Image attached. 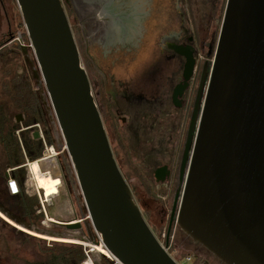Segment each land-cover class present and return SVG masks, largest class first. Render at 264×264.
<instances>
[{
	"label": "water",
	"instance_id": "1",
	"mask_svg": "<svg viewBox=\"0 0 264 264\" xmlns=\"http://www.w3.org/2000/svg\"><path fill=\"white\" fill-rule=\"evenodd\" d=\"M16 1L88 213L50 222L65 229L63 237L81 230L87 217L98 241L83 240L101 244L119 264H178L116 161L63 0ZM192 68L188 59L185 79ZM181 181L174 216L192 242L223 264H264V0H227L213 66L192 114ZM17 223L56 240L52 231Z\"/></svg>",
	"mask_w": 264,
	"mask_h": 264
},
{
	"label": "flooded vegetation",
	"instance_id": "2",
	"mask_svg": "<svg viewBox=\"0 0 264 264\" xmlns=\"http://www.w3.org/2000/svg\"><path fill=\"white\" fill-rule=\"evenodd\" d=\"M67 1L65 2L68 3ZM172 1L159 0L158 20L149 27L147 22L151 17L152 0H132L134 14L118 7L120 4L112 7L109 5L110 1L104 0L103 5L110 12L108 15L112 20L109 24H113L117 29V33L113 34L117 35L120 32V36H115L118 37L115 41L129 42L128 47L114 49L104 47L105 56L111 51L113 57V61L105 63L110 71L98 63L94 53L90 55L91 46H85V53L94 59L95 68L98 69L97 73L101 79L96 78L93 93L95 92L94 96L105 129L107 126L113 134L112 150L116 161L120 169L128 167L130 181L136 179L137 183L132 182V185H129L147 223L156 236L164 229L169 244L172 242V231L178 226L174 211L178 209L176 201L179 202L177 197L182 188V162L189 126L202 77H207L211 72L219 38L218 35L216 42V32L211 26H208L204 33H200L197 30L198 26L195 25V29L193 21L188 19L185 9L181 8V1L175 0L173 3ZM217 4L219 0L211 1V22ZM104 27L107 28L108 25ZM4 36L6 34H0V52L8 47L9 42L4 43ZM134 40L135 43H130ZM20 53L25 54L22 46ZM188 59L193 61V68L189 78L185 79ZM36 73L35 75H38ZM35 75L28 76L32 80L33 90L39 93L41 101L46 106L48 126L51 129L52 111L49 110L50 106L47 105L39 84L33 83ZM10 102L9 105L0 102L9 117L12 115L9 110L19 112L13 106L11 98ZM13 119L23 125L24 115L19 112ZM118 119L119 126L116 123ZM34 126L38 128L36 131L40 132L39 138H42L49 147L44 139L42 125L38 123ZM26 129L22 127L15 133L20 136L21 131ZM120 129L127 135V145L119 135ZM132 153L141 154L142 171L130 162ZM20 230L27 231L23 227ZM162 234L158 236L161 237ZM31 236L46 241L45 237ZM76 241L77 239L74 240ZM94 247L93 251L102 253L100 246ZM86 261L92 264L91 259Z\"/></svg>",
	"mask_w": 264,
	"mask_h": 264
},
{
	"label": "rangeland",
	"instance_id": "3",
	"mask_svg": "<svg viewBox=\"0 0 264 264\" xmlns=\"http://www.w3.org/2000/svg\"><path fill=\"white\" fill-rule=\"evenodd\" d=\"M107 1H110L109 5L112 7L116 4H120V6L118 7L124 8L125 10L127 9V11H131L133 14L135 13V11L133 12L134 9L131 5V3L133 4L132 0ZM174 1L175 0H173L172 3ZM180 1L179 3L181 8L183 7L185 9L188 19L193 21L195 29V25H197V30H199L200 33H204L207 30L208 26H211L212 29H214L216 32L217 42L226 0H219V4H217L215 8V15H213L212 22L210 20L212 18L210 14V11L212 9V0ZM63 2L76 42L80 49L82 64L88 72L90 81L94 89L96 78H100L97 73L98 69L95 68L94 59L90 57L88 53H85V46H91V48L89 49L90 55L94 53L98 59V63H100L104 69H107L105 63L113 61V57L111 55V51L110 53L106 54L107 56H105V54L103 53V49H105L104 47H110L112 49L122 46L128 47L129 42L115 41V39L118 38L115 36L119 35L120 32H118L117 35L113 34L117 33V29L113 24H109L110 21H112L111 17H109L108 15L109 11H106L104 13V9L102 8L104 0H68V3L63 0ZM159 4V0H152L150 7L151 17L150 19H148L149 22H147V25L149 27L155 20H158L157 15L160 11ZM98 13H100L99 15L103 13L102 17L100 16V19L97 17ZM107 25L108 27L105 28L104 26ZM10 33L12 34L13 39L7 44V46H15L16 51L7 54L9 60L0 61V102L7 103L8 105L11 103L9 95L3 93V90L1 89V83L3 81L9 80L11 76L17 72L25 73L29 76H32L33 74L35 75V72H37L38 75H35L36 77L35 79H33V83L39 84V89L41 90V93L44 94L47 105L50 106L49 110L50 112L52 111L51 131L54 132L56 145L54 147H50V145H48L49 147H47L45 145L44 154L43 157L40 158V160L42 159L41 166L43 170L52 171L54 175H59L62 179V184L59 187V192L55 195L50 196L48 200L45 197L44 199H42L41 191H39L34 185L29 184L30 170L28 166L27 177L25 180L26 192L31 196H36L40 202L41 211L43 212L42 225H44L45 227L41 230L45 231L44 234H47V230L52 231L53 233H55L56 240L58 239L61 241H71L70 243L81 245L86 258L78 264H84L88 257L92 259L93 264H110L105 261L104 257L109 259L112 262L111 264H119L115 262L114 258L101 244L90 243V245L94 244L100 246L102 248V253L93 251L92 248H95L94 245H91L89 247L82 243L83 238H89L90 236H93V239L98 241V235L94 231L92 223L89 219H87V217L82 222L81 230L67 231L68 233H65L66 235H64L63 237H61L59 234L61 231L65 232V229H63V227H53V225H50V223H52L50 221H75L79 218L87 216L88 213L85 208L75 171L65 149L64 139L62 137L61 131L59 130L56 117L53 114L54 112L51 108V101L47 94L43 79L40 75L33 48L30 47V41L20 8L16 0H0V34H6L4 38L7 39V37L10 36ZM79 34L83 38V45L79 44L78 42ZM135 42L136 41L134 40L130 43ZM16 46H22L25 54L21 55V48H17ZM120 51H122V49H120ZM108 70L109 69H107V71ZM6 71H10V73L8 74L6 73ZM35 88H37V85H35ZM10 112L12 114L10 115L12 118L19 114V112L14 110L12 111V109L11 111L9 110V113ZM119 122L120 121L118 119V121L116 122L118 126ZM106 131L110 140L111 147L113 149V134L109 130V128H107V126ZM119 135L122 138L123 142L127 145V135L124 133V130L120 129ZM27 162L28 160L26 157V163ZM130 162L142 171L141 167L143 168V162L141 159V154L137 155L136 153H132V156L130 155ZM10 168V166H5V161L2 154L0 153V202L3 204L5 209L8 210L4 213L0 209V264H43L47 257H67L65 256L66 253L64 249L67 247V245L70 244L51 242L48 241V238L46 239V241L41 240L32 237V234H26V232L20 230L23 225H20V223L17 222L19 220L20 222H27L24 217L22 205L19 202H13L6 198V193L9 192V190L7 187V178L2 173V171L9 173L8 171L10 170ZM121 170L129 184H131L132 182L137 183L135 178L130 181V176L128 177L129 171L127 166L125 168L121 167ZM12 173L13 172H10V174ZM48 217L53 219L49 220ZM163 232H165L164 229L161 233ZM161 233L159 232L157 234L159 235ZM171 238L172 253L181 258V264H223L203 246L193 243L190 237L187 236L180 229V227L177 226L172 231ZM75 239H77L76 242L80 241V243L74 242ZM185 256H192V260L187 261L185 259ZM72 259L74 260V262L77 261V255L72 256Z\"/></svg>",
	"mask_w": 264,
	"mask_h": 264
},
{
	"label": "trees",
	"instance_id": "4",
	"mask_svg": "<svg viewBox=\"0 0 264 264\" xmlns=\"http://www.w3.org/2000/svg\"><path fill=\"white\" fill-rule=\"evenodd\" d=\"M11 38L12 36H8L7 39L4 40V43L7 44L10 42ZM78 39L79 44L83 45V38L80 34ZM16 47L21 48V46ZM14 51L15 49L5 47V49L0 52V61L9 60L7 54ZM6 73L9 74L10 71H6ZM1 89L3 93L9 95L13 106L24 115L22 126L15 119L6 114L4 105L0 103V153L5 161V166L13 168L12 175L16 177L20 185V192L18 194L12 195L7 192L6 198L13 202H19L22 205L24 217L29 225L44 229L45 227L42 225L43 212L41 211L39 199L26 192V157L31 160L28 163L30 170L29 184L34 185L41 191L42 199L45 197L48 200L50 196L59 192L62 179L59 175H54L52 171L43 170L41 166L42 159L40 160V158L43 157L45 143L42 138L37 139L34 137V133L38 129L34 125L38 123L42 125L44 139L50 146L56 145L54 132L51 131L48 126L46 106L41 101L39 93L33 90L32 80L28 75L24 73L13 74L9 80L1 83ZM22 127L27 129L21 131L20 136H18L15 131L20 130ZM2 173L6 176L5 171H2ZM0 209L4 213L8 211L1 202ZM48 218L49 220L53 219L50 217ZM50 225H53V227H61V225L54 223H50ZM55 242L70 244L64 249L66 253L65 256L67 257H47L43 264H78L85 260L86 257L81 245L70 242ZM82 243L89 247L91 246L89 243L85 242V240H82ZM76 255L78 259L74 262L72 256ZM104 259L106 262L112 263L106 257H104ZM85 262L88 264V261Z\"/></svg>",
	"mask_w": 264,
	"mask_h": 264
},
{
	"label": "built area",
	"instance_id": "5",
	"mask_svg": "<svg viewBox=\"0 0 264 264\" xmlns=\"http://www.w3.org/2000/svg\"><path fill=\"white\" fill-rule=\"evenodd\" d=\"M12 170H13V168H10V170L8 171L10 176L7 179V187H8L9 193L12 194V195H15V194H18L20 192V185H19V182L16 179V177H14L12 174H10V172H12ZM157 238H158L159 242L161 243V245L165 248V250L176 260V262L178 264H181L180 263L181 258L177 257L176 255H174L172 253L171 244H168L166 246V235H165V232H163L161 237L157 236ZM185 259L187 261L192 260V256H185Z\"/></svg>",
	"mask_w": 264,
	"mask_h": 264
},
{
	"label": "bare ground",
	"instance_id": "6",
	"mask_svg": "<svg viewBox=\"0 0 264 264\" xmlns=\"http://www.w3.org/2000/svg\"><path fill=\"white\" fill-rule=\"evenodd\" d=\"M103 9H104V13L107 11L108 12V9L106 8V6H104L103 5V7H102ZM96 12H97V10H96ZM110 12H108V14H109ZM100 13H98L97 15V17L100 19V16L102 17V14L101 15H99ZM69 242H71V241H69ZM76 243H78V242H76ZM110 255L112 256V254L110 253ZM113 257V256H112ZM114 258V257H113ZM88 259H91L90 257H88ZM91 261H92V259H91ZM92 264H93V261H92Z\"/></svg>",
	"mask_w": 264,
	"mask_h": 264
}]
</instances>
